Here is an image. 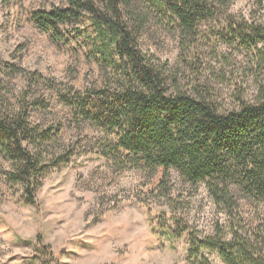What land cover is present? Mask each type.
Listing matches in <instances>:
<instances>
[{
    "label": "rangeland",
    "instance_id": "1",
    "mask_svg": "<svg viewBox=\"0 0 264 264\" xmlns=\"http://www.w3.org/2000/svg\"><path fill=\"white\" fill-rule=\"evenodd\" d=\"M67 6L66 0H0V111L26 110L38 137L24 146L47 165L60 161L42 178L33 204L21 182L9 178L13 160L0 150V264H50L41 245L50 247L55 264H224L208 251L206 262L193 263L186 237L162 234L159 216L166 213L201 236L221 227L230 237V217L205 182H190L174 169L153 175L119 169L90 153L103 135L90 123L76 122L59 96L69 87L83 91L103 84L100 69L87 56L89 40L76 33L79 23H56L63 35L57 40L33 20L36 11ZM229 11L264 23V2L235 0ZM138 43L166 67L172 85L214 101L222 112L238 108L241 98L255 102L264 86V43L232 47L209 33L184 52L180 32L156 16ZM69 150H74L70 157ZM235 196L240 207L234 218L264 225V200L239 191ZM167 227L175 230L172 219Z\"/></svg>",
    "mask_w": 264,
    "mask_h": 264
},
{
    "label": "trees",
    "instance_id": "2",
    "mask_svg": "<svg viewBox=\"0 0 264 264\" xmlns=\"http://www.w3.org/2000/svg\"><path fill=\"white\" fill-rule=\"evenodd\" d=\"M234 1L66 0L67 7L33 13L38 27L57 40L63 35L56 23L67 22L79 23L76 33L89 40L87 56L100 69L103 84L83 91L69 87L59 96L76 122L90 123L103 135L90 153L109 158L119 169L152 175L160 168L174 169L190 182H205L230 217L228 238L221 227L201 236L180 217L159 216L162 234L187 238L193 263L206 262L203 252L208 251L224 264H264V225H248L233 214L240 207L236 191L264 200V86L255 102L241 98L238 108L222 112L214 101L172 85L166 67L148 57L138 40L156 16L180 32L184 52L209 33L232 47L256 48L264 43V23L231 13ZM30 125L26 110L17 115L0 111V150L13 160L9 178L21 182L34 204L42 178L60 161L47 165L48 160L24 146L38 137ZM68 152L70 157L74 150ZM169 219L174 231L167 230ZM38 243L43 244L40 236ZM41 249L55 264L50 247Z\"/></svg>",
    "mask_w": 264,
    "mask_h": 264
}]
</instances>
